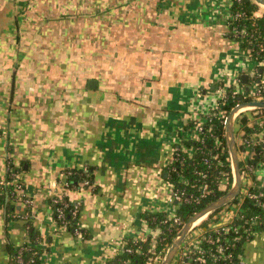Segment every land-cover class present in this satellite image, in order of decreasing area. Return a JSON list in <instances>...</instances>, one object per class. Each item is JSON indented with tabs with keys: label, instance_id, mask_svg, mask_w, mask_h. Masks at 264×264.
<instances>
[{
	"label": "crops",
	"instance_id": "crops-1",
	"mask_svg": "<svg viewBox=\"0 0 264 264\" xmlns=\"http://www.w3.org/2000/svg\"><path fill=\"white\" fill-rule=\"evenodd\" d=\"M230 4L0 0V178L16 168L13 183L23 181L32 199L0 207V264H12L23 244L41 252V264H103L158 235L146 213H174V145L197 139L194 119L221 101V85L250 77L255 65L227 35ZM245 113L257 123L253 110ZM86 166L92 184L68 192L81 204L77 227L56 229L50 200L62 193L66 169ZM254 174L264 187V158ZM234 214L223 209L220 221ZM240 257L264 264V229Z\"/></svg>",
	"mask_w": 264,
	"mask_h": 264
},
{
	"label": "trees",
	"instance_id": "trees-1",
	"mask_svg": "<svg viewBox=\"0 0 264 264\" xmlns=\"http://www.w3.org/2000/svg\"><path fill=\"white\" fill-rule=\"evenodd\" d=\"M260 5L254 0H231V11L233 13H244V16L237 22H232L231 26H242L253 30L252 20L264 25V16L260 18H254L253 14L259 9ZM228 26V30L229 27ZM228 37L242 47H249V39H243L240 42L234 40L233 37L227 33ZM230 90L224 98L222 109L226 115H228L232 108L238 103L244 101H250L248 93H234L235 86H230ZM255 116L264 114V109H255ZM224 118L218 116L211 117V120L206 124L207 128L203 134L197 139L184 140L182 143L188 148H193L194 153L189 156L187 152H183L178 157V160L174 161V165L177 170L168 168V180L170 183H174L182 189H186V195L190 193L200 194V190L204 184H208V187L212 192L205 198L197 202H186L180 204L176 209V216H178L182 223L186 221L197 211L205 207L207 204L215 201L224 194H226L233 183L232 167L230 152L226 139V123ZM239 121L241 135V142L238 143L239 156L245 151H248L247 163L254 165V170L249 172L247 177L252 180V184L248 187V192L243 196L241 202L242 212L241 214L229 224L230 227L227 232V240L221 239V243L224 244V254L229 258L219 259L217 264H239L241 259V253L243 245L247 240H250L255 234L264 229V187L258 185L254 174L255 168L264 158V142L260 141L259 132L264 130L263 125L258 123L249 124L250 118L246 113H242L236 122ZM218 139L221 144L217 145ZM240 161L241 173L245 172V163ZM12 172L19 171L11 167V170L7 173L4 179L0 178V207L9 206L10 199L13 197L20 200L18 193L16 192V184L19 182L24 188L23 181H17L13 183L14 177L10 176ZM62 180L64 179L68 183V189L63 194L59 201H54L51 198L50 203L53 211V219L57 225H64L66 229L73 230L77 227V216L81 207L77 201L70 199L68 194L69 190L78 188L80 186H90L93 182V169L91 166L69 168L63 173ZM185 177L187 184L180 182V177ZM228 178V184L226 189L220 188L222 180ZM12 182L6 184V182ZM254 182V183H253ZM238 198H234L229 204L237 202ZM224 207L210 213L209 218L214 214H217ZM76 210V214L74 211ZM63 213V217L59 218V214ZM146 218L149 223L156 229H161L160 237L157 243L158 251L171 246V243L178 233L179 225L173 223L172 220L167 219V213L161 212H148ZM235 226L239 227L238 231H235ZM31 234V240H36L35 231L32 226L29 227ZM80 232V231H79ZM213 238L217 237L214 231L209 233ZM151 244V237H148L145 241L139 243L129 242L125 248H131V251L124 250L119 253L115 258L105 261L103 264H147L149 255L146 252L149 251ZM215 244H204L206 250V257L203 264H210L212 262L211 253L216 252ZM141 248V252L137 249ZM19 256L21 261H19ZM12 264H41V252L35 247L28 244H23L17 248L13 253Z\"/></svg>",
	"mask_w": 264,
	"mask_h": 264
},
{
	"label": "built area",
	"instance_id": "built-area-1",
	"mask_svg": "<svg viewBox=\"0 0 264 264\" xmlns=\"http://www.w3.org/2000/svg\"><path fill=\"white\" fill-rule=\"evenodd\" d=\"M242 16H244V13H240V12L233 13L231 11V4H230V11H229L228 20H227L228 26L232 22L239 21L240 18H242ZM263 16H264V11L257 10L253 14L254 18H260ZM252 26H253V30H250L245 26H242L241 28H239V26H231L230 25L229 30H228V33L233 37L234 40H237L240 42L243 39H246V40H247V38L249 39L248 40L249 41V47L244 48L241 45H239V46L241 47L242 51L249 57V59H251L255 63L254 67L251 70L250 77L248 75L249 79H248V82L246 84L248 88L246 86H245L246 88L240 87V82H242V81H241L240 77H237L238 79H236V83L232 84L233 86H235V90L233 92L234 93H246V94L248 93L251 100H264V25L260 26L258 22L252 20ZM232 85H230V86H232ZM237 85H239V86H237ZM230 86L221 85V88L223 91L221 101L215 105V108L212 111L210 110L206 113V115L200 116V117L194 119L192 126L195 128L198 137L201 134H203L207 128H210L209 126L206 128V124L211 120V117L218 116L219 119L224 118L225 119L224 123H226L228 115H226L225 112L223 111L222 104L224 103V98L226 97L227 93L230 90V88H229ZM247 108H251V107H247ZM247 108H242L236 113L235 123H236L237 119L239 118V116L242 113L246 112ZM255 109H257V108H251V109H248V111L249 110L255 111ZM256 117H258L257 123L260 126H262L264 114L263 115L261 114L260 116H256ZM259 134H261V137H264V130L259 132ZM183 141L184 140L179 141L178 143H176L174 145V157H173L171 164L169 165V167H171V169L174 171L177 170V167L173 163L175 160H178V157H180L181 153L187 152L189 154V156H192L194 153V149L188 148L185 145H183V143H182ZM216 141H217V145L221 144V142L218 139H216ZM260 141H262V140L260 139ZM244 156L246 157L244 159V161H246L245 172H244V174L241 173V175H242V186H241V191H240L239 195L237 196L238 200H237V202H234L233 204L228 203L223 208V209H228V210L235 209V214L233 215V219L231 221H228V222H221L220 221V213L223 210L222 209L217 214H214L211 217V219H213V222H212L213 226L211 229L204 231V232L195 233L194 230L196 228V225H199V223L203 220V218L204 219L206 217L208 218L210 214L204 216L202 219H200V221H198L192 227V229L189 231L187 236L184 238V240L182 241L178 251L176 252V254L174 256L172 264H203L205 261V257L207 255L206 250L204 248L205 243H208L211 245L212 244L216 245L215 246L216 252L211 253L212 262L210 264H217L219 259H224L225 257L229 258V256H226L224 254L225 249H224V244L221 243V239L227 240L226 234L229 231L230 227L226 224L232 223L242 212L241 202H242L243 196L246 195L248 192V187H249L248 183L250 180V179H248L249 177H247V175L249 174V172L254 170V165L247 163V160L249 158L248 151H245ZM230 159H231V157H230ZM231 167H232V176H233L232 185H233L235 182V173H234V168L232 166V162H231ZM180 182L187 184L188 180L185 177L181 176ZM10 183H11L10 181L6 182V184H10ZM223 184H225L226 187L224 189H226L227 184H228V178H224L222 180L220 188H222ZM60 187L62 189V193L52 197L55 202L59 201L60 200L59 198H61L63 196V194L66 192V189H68V183L64 179L61 180L60 181ZM23 190H24V188H23L22 184L18 182L16 184V192L18 193L20 200L23 201L27 205H31L32 199L30 197H28L27 195H25ZM211 192H212V190L208 187V184H204V186L200 190V194L190 193V194L186 195V189H182V188L178 187L177 185H175L174 183H170L168 202L174 208V213H173V215H167L168 218L165 219L164 222H167L168 219L172 220L173 223H175L176 225H179V230H178V232H179L184 224L182 223L181 219L178 216H176L177 207L180 204L186 203V202H197V203H199L201 201V199L207 197ZM76 213L77 212L75 210L74 214H76ZM62 217H63V213L60 212L59 218H62ZM56 226H57L56 229L65 228V226L63 224L57 225V223H56ZM234 230L238 231L239 227L235 226ZM211 231H214L217 234L216 238H213L209 234ZM160 233H161V229H158V235L151 237L150 249L148 252H146V255L147 254L149 255V260H148L147 264H162V262L165 258V255H166V253L170 247V246H168L165 249L158 251L157 243H158V239L160 237ZM147 238L145 240H147ZM145 240L144 239H138L137 241H135V243H139L140 241H145ZM124 250L131 251V248L123 247L122 252ZM137 251L141 252V248L139 247L137 249ZM19 261H21L20 256H19ZM239 264H244L241 261V259H240Z\"/></svg>",
	"mask_w": 264,
	"mask_h": 264
},
{
	"label": "water",
	"instance_id": "water-1",
	"mask_svg": "<svg viewBox=\"0 0 264 264\" xmlns=\"http://www.w3.org/2000/svg\"><path fill=\"white\" fill-rule=\"evenodd\" d=\"M254 1L258 3L260 6L264 7V0H254ZM241 81L243 84H247L248 74L246 73L242 74ZM95 82L96 81H91L90 86L95 84ZM247 107L264 109V100H250L239 103L238 105H236L234 108L231 109L226 120V139L230 152L232 166L234 168V173H235L234 184L226 194L216 199L215 201H212L211 203L207 204L205 207L194 213L186 221V223L183 225L181 230L177 233V235L173 239L171 246L169 247L162 264H172L174 256L178 251L182 241L200 218H203L204 216L210 214L211 212L224 207L239 195L242 186V175H241L239 151H238V145H237V139H236L234 127H235L236 113L240 109Z\"/></svg>",
	"mask_w": 264,
	"mask_h": 264
},
{
	"label": "rangeland",
	"instance_id": "rangeland-1",
	"mask_svg": "<svg viewBox=\"0 0 264 264\" xmlns=\"http://www.w3.org/2000/svg\"><path fill=\"white\" fill-rule=\"evenodd\" d=\"M241 84H243V83L241 82ZM248 109H251V108H247L246 111H248ZM234 128H235L236 137H237V139L239 141L238 143H240V124H239V121L235 123V127ZM240 160H242V158ZM242 163H244V160H243Z\"/></svg>",
	"mask_w": 264,
	"mask_h": 264
},
{
	"label": "bare ground",
	"instance_id": "bare-ground-1",
	"mask_svg": "<svg viewBox=\"0 0 264 264\" xmlns=\"http://www.w3.org/2000/svg\"><path fill=\"white\" fill-rule=\"evenodd\" d=\"M200 219H202V218H200ZM200 219H199L198 221H200ZM198 221H197V222H198Z\"/></svg>",
	"mask_w": 264,
	"mask_h": 264
}]
</instances>
